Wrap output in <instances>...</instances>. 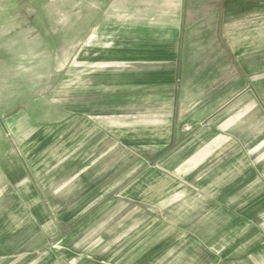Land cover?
<instances>
[{
  "label": "crops",
  "instance_id": "0c3cea01",
  "mask_svg": "<svg viewBox=\"0 0 264 264\" xmlns=\"http://www.w3.org/2000/svg\"><path fill=\"white\" fill-rule=\"evenodd\" d=\"M98 2L65 97L0 42V264H264V0Z\"/></svg>",
  "mask_w": 264,
  "mask_h": 264
},
{
  "label": "rangeland",
  "instance_id": "374dc122",
  "mask_svg": "<svg viewBox=\"0 0 264 264\" xmlns=\"http://www.w3.org/2000/svg\"><path fill=\"white\" fill-rule=\"evenodd\" d=\"M95 1L99 0H94V3ZM9 2L11 6L6 8L4 3H0V28H5L8 33L6 36H0V42H8L11 33L20 34L22 28L24 29V59L27 60L20 65L22 69L24 66V75L17 76L24 77V107L36 105L44 99L46 102H52L50 95L53 91L60 92V95L65 97L69 89L70 69H74L72 64L76 57L82 55L83 58L84 43L94 33L91 25H86V11H96L95 8L100 9V5L94 4L86 10L85 0ZM42 44L45 51L36 52L37 48L33 46ZM83 71L84 68L77 69V76ZM72 75L74 76V73ZM17 77H14L13 81H16ZM22 84L16 82L12 86L17 88ZM13 93L16 91L13 90ZM12 98L11 109L15 110L20 101H17L15 96Z\"/></svg>",
  "mask_w": 264,
  "mask_h": 264
}]
</instances>
